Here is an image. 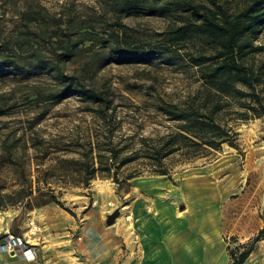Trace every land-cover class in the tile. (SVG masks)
<instances>
[{"label":"rangeland","instance_id":"obj_1","mask_svg":"<svg viewBox=\"0 0 264 264\" xmlns=\"http://www.w3.org/2000/svg\"><path fill=\"white\" fill-rule=\"evenodd\" d=\"M216 1L233 12L246 3ZM39 13L47 17L50 29L57 18L65 21L71 15L95 33V39L84 43V50L77 52L65 70L107 100L105 119L103 108L81 96L56 103L49 100L58 86L56 80L43 71L21 70L37 50L49 58V44L31 21ZM174 21L146 14L116 19L101 0H0V53L21 66L0 73V108L6 111L0 117V197L4 198L0 224L4 212L29 205L37 195L58 201L78 219L88 213L90 232L99 223L106 225L107 215L120 208V217L110 227L116 225L135 239V257L142 258L149 230L163 228L167 247L179 245L177 256L183 264H229L228 247L251 243L264 228V117L240 120L236 111L242 109L230 108L220 119L236 133L234 145L224 143L220 150L199 158L176 153L159 167L143 158L144 140L177 133L183 125L165 115L160 105L187 108L201 92L197 69L183 57L185 47L172 62L156 59L114 63L95 72L86 69L94 53L101 52L102 44L96 41L113 24H123L130 41L148 48L161 40L159 34ZM254 43L264 45V31ZM260 60L264 53L256 55L255 61ZM261 89L264 95V73ZM91 143L104 155L111 149L122 151L118 161L131 156L136 160L118 170L111 165L110 171L98 172L85 184L72 176L74 165L66 160L80 159ZM20 189H31L32 197L10 204L8 195ZM122 248L130 253L126 242ZM173 258L169 256V263ZM244 264H264V240L255 245Z\"/></svg>","mask_w":264,"mask_h":264},{"label":"trees","instance_id":"obj_2","mask_svg":"<svg viewBox=\"0 0 264 264\" xmlns=\"http://www.w3.org/2000/svg\"><path fill=\"white\" fill-rule=\"evenodd\" d=\"M101 2L116 19L146 14L155 17L169 16L175 21L159 34L161 40L148 44V48L130 41L123 24H113V29L96 41L102 44L101 52L94 53L92 60L86 64V69L95 72L114 63H150L156 59L172 62L179 56L180 49L185 47L183 57L190 66L197 69V75L202 81L197 102L193 101L189 107H181L179 104L160 105V110L165 115L183 125L177 133L158 140L145 139V160L160 167L166 158L176 153L197 154L199 158L212 150H220L224 143L234 145L236 133L226 121L220 119L230 108L239 106L242 109L236 111L240 120L264 117V95L261 89L264 60L255 61L257 54L264 53V45L254 43L264 31V0H246L244 7L234 12L216 0ZM31 21L49 44V58L46 59L45 53L37 50L32 61L21 69L17 61L0 53L3 57L0 59V73L3 74L6 68L43 71L58 84L55 91L49 94V100L56 103L72 96H81L103 108L101 112L105 119L107 100L99 91L87 87L75 74H68L65 70L66 64L77 52L84 50V43L95 39V33L86 30L71 15L65 21L63 17L57 18L54 29L49 28L47 17L40 13L32 16ZM116 26L120 29H116ZM5 114L6 111L0 108V117ZM102 152L98 145L96 147L91 143L89 152L83 153L80 159H67L74 165L72 172L75 175L72 176L82 178L81 182L88 184L98 172H108L112 166L118 170L136 160L131 156L118 161L122 151L111 149L109 153L106 151L108 155ZM159 174L166 175L167 172L159 171ZM32 195L31 189H20L7 198L14 205L30 199ZM0 200L3 202V196ZM262 240L264 228L251 243L240 244L235 249L228 247L231 258L229 264H244L255 245Z\"/></svg>","mask_w":264,"mask_h":264},{"label":"crops","instance_id":"obj_3","mask_svg":"<svg viewBox=\"0 0 264 264\" xmlns=\"http://www.w3.org/2000/svg\"><path fill=\"white\" fill-rule=\"evenodd\" d=\"M1 219L0 235L10 233L27 238L37 249V259L29 262L21 255L0 251V264H183L177 256L179 245L169 249L162 228L149 230L139 259L132 248L135 239L126 231L116 225L99 223V228L90 232L88 213L78 219L59 202L44 195L35 196L27 206L4 212ZM31 222L38 226L34 235L29 233ZM123 242L129 244L130 253L124 252ZM169 256L174 257L170 263Z\"/></svg>","mask_w":264,"mask_h":264},{"label":"built area","instance_id":"obj_4","mask_svg":"<svg viewBox=\"0 0 264 264\" xmlns=\"http://www.w3.org/2000/svg\"><path fill=\"white\" fill-rule=\"evenodd\" d=\"M38 226L34 223H30L29 233L34 235ZM0 251L4 253H14L21 255L25 260L32 262L37 259V249L32 245L25 237H19L13 234H6L0 243Z\"/></svg>","mask_w":264,"mask_h":264},{"label":"water","instance_id":"obj_5","mask_svg":"<svg viewBox=\"0 0 264 264\" xmlns=\"http://www.w3.org/2000/svg\"><path fill=\"white\" fill-rule=\"evenodd\" d=\"M120 215H121V209L118 208L112 214L107 215L106 224L108 226L114 225L117 222V219L120 217Z\"/></svg>","mask_w":264,"mask_h":264},{"label":"bare ground","instance_id":"obj_6","mask_svg":"<svg viewBox=\"0 0 264 264\" xmlns=\"http://www.w3.org/2000/svg\"><path fill=\"white\" fill-rule=\"evenodd\" d=\"M194 179V178H193ZM193 181V180H192ZM160 182V181H159ZM147 184H149V183H147ZM153 184H154V182H153ZM191 185V184H190ZM183 186H184V184H183ZM192 186V185H191ZM187 187H188V185H187ZM190 187V186H189ZM189 189V188H188ZM196 190V189H195ZM193 191V190H192ZM201 192V191H200ZM186 194V193H185ZM199 194V193H198ZM205 194V193H204ZM199 195H201V194H199ZM195 196V195H194ZM198 198V197H197ZM203 200H205V198H203ZM204 202V201H203ZM196 204V203H195ZM205 204V203H204ZM190 205V204H189ZM206 205V204H205ZM195 206V205H194ZM196 206H198V205H196ZM193 208V207H192ZM194 209V208H193ZM192 209V210H193ZM190 213V212H189ZM187 216V215H186ZM131 217H129V219H130ZM200 218V217H199ZM201 219V218H200ZM195 220V219H194ZM180 221V220H179ZM184 221V220H183ZM197 221H199V220H197ZM202 221V220H201ZM178 222V221H177ZM206 222V221H205ZM160 226V225H159ZM196 226V225H195ZM200 226V225H199ZM209 228V227H208ZM131 229V227L129 228V230ZM159 229V228H158ZM163 229V228H162ZM196 229V228H195ZM205 229V228H204ZM203 229V230H204ZM207 229V228H206ZM205 229V230H206ZM191 230V229H190ZM161 231V230H160ZM193 231V230H192ZM130 232H132V230L130 231ZM163 232V231H162ZM203 234V233H202ZM206 235V234H205ZM206 238V237H205ZM209 238V237H208ZM197 241H198V239H197ZM163 242V241H162ZM179 244H181V242H179ZM194 245V244H193ZM192 245V246H193ZM168 246V245H167Z\"/></svg>","mask_w":264,"mask_h":264}]
</instances>
